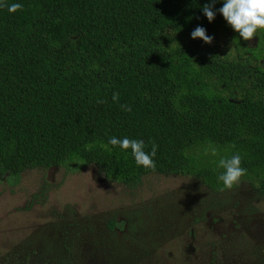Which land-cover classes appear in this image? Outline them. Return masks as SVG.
<instances>
[{
  "label": "trees",
  "instance_id": "1",
  "mask_svg": "<svg viewBox=\"0 0 264 264\" xmlns=\"http://www.w3.org/2000/svg\"><path fill=\"white\" fill-rule=\"evenodd\" d=\"M223 2L209 22L212 0H4L23 7H0V178L80 159L123 184L158 172L220 191L218 161L239 153L264 191V71L218 56ZM111 137L155 143V171ZM209 148L222 155L195 156Z\"/></svg>",
  "mask_w": 264,
  "mask_h": 264
},
{
  "label": "rangeland",
  "instance_id": "2",
  "mask_svg": "<svg viewBox=\"0 0 264 264\" xmlns=\"http://www.w3.org/2000/svg\"><path fill=\"white\" fill-rule=\"evenodd\" d=\"M214 44L264 71L263 32ZM0 264H264V191L158 172L123 184L80 159L27 169L0 178Z\"/></svg>",
  "mask_w": 264,
  "mask_h": 264
},
{
  "label": "clouds",
  "instance_id": "3",
  "mask_svg": "<svg viewBox=\"0 0 264 264\" xmlns=\"http://www.w3.org/2000/svg\"><path fill=\"white\" fill-rule=\"evenodd\" d=\"M214 3L215 0H212L211 4H206L202 9L203 14L209 22L216 15V12L212 9V4ZM0 7H7L9 12H16L17 10H21L23 6L19 3L9 5L4 3V0H0ZM218 11L222 14L228 25L235 32L239 33V36L245 41H250L256 37L258 31H264V0H224L223 6ZM190 35L193 39L200 38L209 44L213 40V37L207 35L205 28L201 26H197ZM112 99L114 102L118 101L119 94L114 92ZM121 108L131 111V108L127 105H121ZM108 143L113 147L119 146L124 150L131 149L137 165L155 171L156 165L153 160L157 151L155 143L152 144L150 153L145 151L143 140L129 139L128 137H124L123 139L111 137ZM212 155H217L215 149L212 150ZM241 162L242 157L239 153L219 159L217 167L222 168L224 171L218 175L217 179L223 183L225 189H231L235 184L240 182L242 176L247 174V169L241 167Z\"/></svg>",
  "mask_w": 264,
  "mask_h": 264
}]
</instances>
